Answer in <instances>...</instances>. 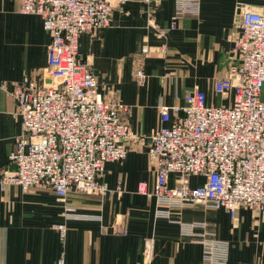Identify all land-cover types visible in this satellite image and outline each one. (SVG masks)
Instances as JSON below:
<instances>
[{
  "label": "crops",
  "instance_id": "1",
  "mask_svg": "<svg viewBox=\"0 0 264 264\" xmlns=\"http://www.w3.org/2000/svg\"><path fill=\"white\" fill-rule=\"evenodd\" d=\"M199 1L197 15L183 16L171 28L173 0H127L113 9L107 28L79 37V58L95 74L98 92L126 105L122 118L138 140L99 175L111 192L71 191L60 202L47 187H0V264H201L202 245L182 228L197 223L195 233L227 243L226 264H264V211L241 208L231 218L222 208L194 204L171 208L164 218L148 195L154 173L146 145L159 110L182 107L194 89L206 93L212 106L226 104L213 83L240 64L237 7L264 14V0ZM19 5L0 0V181L15 170L8 157L21 133L10 93L23 77L48 81L49 34L37 15L20 13ZM180 116L170 111L166 124ZM174 178L168 176L170 185ZM203 180L191 177L190 185ZM64 205L77 216L66 219ZM58 225L65 226L63 237ZM121 229L126 233H116Z\"/></svg>",
  "mask_w": 264,
  "mask_h": 264
},
{
  "label": "built area",
  "instance_id": "2",
  "mask_svg": "<svg viewBox=\"0 0 264 264\" xmlns=\"http://www.w3.org/2000/svg\"><path fill=\"white\" fill-rule=\"evenodd\" d=\"M126 1L20 0L19 12L37 15L49 34V82L23 77L10 93L21 133L8 157L15 170L4 175L1 188L12 184L27 192L47 187L60 202L71 191L111 192L99 175L105 164L122 161L128 143L138 139L122 118L126 105L118 99L104 100L98 92L95 74L79 58L78 40L107 28L113 9ZM173 1L171 28L183 16L198 14L199 0ZM237 9L234 46L240 64L213 83L214 94L227 103L212 106L206 93L194 89L184 95L182 107L159 110V125L147 139L148 163L154 173L148 195L155 199L159 217L168 218L171 208L194 204L222 208L231 218L241 208L254 215L264 211V14L244 5ZM170 111L181 116L167 125ZM170 174L175 177L172 185ZM191 177L204 180L191 186ZM138 191L145 193L144 186ZM64 216L77 215L64 205ZM198 226L182 228L202 245L201 264H226L227 243L211 234L195 233ZM57 229L63 237L65 226Z\"/></svg>",
  "mask_w": 264,
  "mask_h": 264
},
{
  "label": "water",
  "instance_id": "3",
  "mask_svg": "<svg viewBox=\"0 0 264 264\" xmlns=\"http://www.w3.org/2000/svg\"><path fill=\"white\" fill-rule=\"evenodd\" d=\"M47 82H49V81H47Z\"/></svg>",
  "mask_w": 264,
  "mask_h": 264
}]
</instances>
